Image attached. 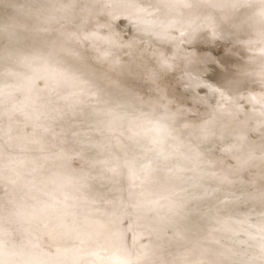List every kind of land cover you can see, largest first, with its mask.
<instances>
[{
	"label": "rangeland",
	"instance_id": "obj_1",
	"mask_svg": "<svg viewBox=\"0 0 264 264\" xmlns=\"http://www.w3.org/2000/svg\"><path fill=\"white\" fill-rule=\"evenodd\" d=\"M25 1L26 0H1V2H0V17H2L4 15H6V16L8 15L6 18L4 17V21H3L4 25L3 26H5L8 29L12 28V24L14 22V17H13L14 15L13 14L11 15L10 12L14 6L21 5V4L25 3ZM30 1H32L31 6L42 7L41 9H39V14L43 16L41 18V20L43 22H46V23L53 22V23H49L51 25H54L57 23H64L62 20V15H64V13H68V12L70 15L73 16L72 17L69 15L70 24H74V23L83 21V19H86L87 17H92V18L96 17V19L93 18L94 21L96 20L94 22V24L98 22L97 24H100V25L95 24L96 25L95 26L93 24L92 27L95 26L96 29L95 28L93 29L91 27L92 29L91 28L90 29L92 31L93 30L94 31L93 32L90 31V35L88 33L89 31L88 32L86 31L87 35H83V34H86V32H85L86 29H85L84 32L81 31L79 33H76L75 36H66V37L64 36V39L59 40V41L63 42L64 45H66L67 47H69V46L70 47H76L77 46L74 49H76L77 51H80V53L82 51H84L85 49L89 50L90 63H91L90 65L92 66V69L94 70V72L100 76H102L104 74H112L115 76V73L110 69L109 66H104V68L102 67L103 69H101V67H100L101 65H99V63L97 62L99 59H101V60L106 59L108 61L118 60L119 62L124 63L125 74L123 75L122 80L125 81L126 85L124 84V86H126V87L125 88L121 87V90H118V89H112L113 87H109V86H106L103 84L105 87L102 90L108 94L115 96V98L117 97V100H119V102L122 104V107H121V105L119 103H114L113 101L112 102L110 101L111 103L109 102V104H110V107H112L111 109L101 108L97 103H95L93 106L91 105V107H90V106H88V104L86 103L85 100H83V99L81 100L78 97V95L75 93V91L68 89V88H63V89H61L60 92H58L56 94L47 93V94H52V96H55V97H52V98L47 97L51 101V102H47V104L51 105V107L50 106L47 107L48 109L43 107L44 108L43 114H46L49 112L48 115L43 116V118H46L49 116H53V118L58 116V118H59V115L57 113H59L63 104L69 102V103H72V105H73L72 106V114H73V116H75V122H74V125L70 131L69 130L65 131V133L67 134L65 137L60 136V135H56V134H52V131L55 129H58L59 124H60V123H57L55 121V118L53 119L54 122H52L53 125L47 124L48 121H46V120L38 122L37 116H39L41 101L37 104L36 109H34L37 112L36 111L32 112L33 109L30 108L29 103L28 104L26 103L27 100H23L22 95L17 91V89L12 91V89L11 88L9 89V87L1 88L0 89V95L2 93H3L2 95L7 94L9 92V96H8L9 98H8L7 102H4L0 106V110H3L2 117L0 119V137H2L4 135V132H5L4 128L7 125V123L10 122L12 118H14V117H12V116H14V113H15L14 112L15 111L14 105H18V107L21 109V117H19L20 119H18L17 120L18 122L15 123V128H14L17 131V137L15 139H13V138L9 139L7 144L3 147V149H5V150L12 149L11 150L12 153H14V152L16 153V151H17V154L18 153L22 154L21 150H24V151L27 150L26 152H29V153H25V156H24V153L22 155L18 154V157H17L18 161L15 160L16 163H14V164H10L9 163L10 160H9L8 165H7V163H6L7 161L5 160L6 166H2L4 168H0L1 175L8 173V171L13 172L16 177H20L22 175H25V173L28 174L30 171L28 169H30L31 167L28 169L24 168V167H19L20 166L19 163L23 160V157L29 156V162L35 163V164H30V166L33 165L32 167H34L35 165H37V163H39V160L37 158V155L31 154L32 151H35L40 147L45 148V149H49L51 151H53L54 149H55L54 151H57V150L59 151V149L61 148L60 144L62 145V143L66 142L68 144V146L63 150L62 155H63L64 160L68 163V165H70V168H72V170H70V168H69V171H67L68 170L67 163L64 164L65 168L63 167L62 169H64V170L66 169L67 173L70 172V173H68L69 179H70V177H72L73 181L79 180V182L74 181V182H76L75 187H74L73 186L74 182L72 181V179H70L73 182L72 185L70 184L72 182L68 181V185L70 184L71 186H73V187H71L73 189V196L70 199H68L67 202H62V194H63L65 187H61L58 190L59 192L57 191L55 193L56 196H54L55 198L54 197L53 198L58 199L59 201L54 200V199L53 200L57 201V203L55 202L56 205H59V203L61 202L60 205L63 207H61L59 205L58 207H56V209H54L53 206L55 204L53 206L51 204H49V206H51V207H46V208L47 209L50 208L49 211H52V210L55 211V210H58L61 208V211L59 210L60 213H58V211L57 212L52 211V213L51 212H49V213H51L52 215L55 214L54 216H57L56 218L62 219L61 220L62 221V227H63L62 232L65 233L64 235L66 237V240L69 239L71 244H77L79 239H80V236H82V234L84 233V230H85V228H84V226H85L84 222L85 221H83L84 219H82L81 215H79V213L76 209L77 206H76V202H75L78 199V196H76V195H79V196L80 195H86L83 193V192H86L85 191L86 189H82L83 192L80 191L81 188H84V186L82 187L80 181H82V184L84 185L83 180L85 179L84 181L87 183L85 185H89L88 183H91L94 180H100V181H102L101 183L103 185L104 184L106 185V182L109 183V186L107 184L108 187H106L105 185L103 186L104 189H106V193H108V194H111L112 190H114V189H117V188L119 189V186H120V189L123 188L122 186H124L125 191L127 189L131 190V189L135 188L134 193H132V191H129V192L126 191L127 194H129V196L125 195V194H124L125 195L124 196L122 194V192H120L124 189H122L120 191L116 190V191H118L117 192L118 194L116 193L115 197L117 199H120L118 197H121L119 202L126 196L128 198H130V196L132 195L131 198L133 199V196L135 194H138V193H136L138 190V187H140V188L142 187V189H139V190H141L140 191L141 195H143V193L146 191L145 190L143 192L144 189H148V188L152 189L149 192L154 193L153 195L157 196V198L155 196V198L153 199L152 194L149 193L154 201H151L152 199L151 200L147 199V201L150 200L152 204H153V202L156 201V199H158V197H159L158 200L161 199L160 200L161 202L160 201L158 202V200L156 202L161 204L162 201L163 202L166 201V200H164V197L162 198V195L164 193L168 194L166 196L170 197L171 194L173 196V193L174 194L176 193V190L178 191V189H181L180 191L182 192V196L180 198H182L181 200H183V202L185 201V199H184L185 197L189 198L187 200L188 207L194 209L195 206H197V207L202 206V210H201V208L200 209H198L197 207L195 208V209L199 210L200 215L198 213V210H196V213H197V214L195 213L196 215L194 213H189V214H194L196 219H197L196 216H198L199 219H197V221L195 220L196 223L194 224L193 220L195 218L192 219V217H191V219H188V217H187V220H189V223H191L190 220H192V224H187V226L188 225H194L195 226L196 224H198L197 222H199L200 220L203 219V218L200 219L201 215H202V217H204V216L207 217V218L204 217V219L202 220L203 222L205 219L209 220L207 214L211 211L208 215H210V218H212V216H213L212 211H217L218 212L217 219H215L212 224L214 225V224L218 223L221 225L222 224L226 225V224L231 223L233 225L234 229H236V230L233 233H231V231L224 233L225 231H223L221 229L220 230L221 232H219V230L215 231L217 233L215 236L211 234V238H213V236L215 238L217 237L216 239H218V240H215V238H214V240L217 241L218 244H220L219 241L223 242V243L224 242L226 243L230 240L236 242L237 244H239L242 247L241 253L244 254L245 257L247 256L246 257L247 259L249 256H251V255L253 256L254 254H256L258 252L260 253L262 251L263 256H261V258H260L261 260H258L259 263L258 262H256V263L257 264H264V258H263L264 257V208L263 209L261 208V206H264V202H263L264 201V181H263L264 170H261L260 168H258V169H260L261 171L257 170L252 165L253 163H255V161L257 162L258 159H261V157H263L262 154H264V74H263L264 68H261V66L259 68H257L258 65H261V63L264 61V53L255 54L256 56L255 55L253 56V55H250L251 50H247V52H248L247 54H249V55L244 53L246 55L245 59H244L245 55L243 54L244 56L242 55V57H241L242 59L240 61L230 62V60H227V62H226L225 60H220L219 58H221L220 56L226 51V48L228 46L227 42H225V40L222 38H217L216 40L212 41L210 46L207 48L208 52L205 53L206 55L201 54L199 56L197 54L198 52H196V51H199V49L201 47L200 43H199L200 41L197 40L198 35L201 34V36H203V35L208 36L211 33L210 32L211 28H210V26L207 25L208 22L205 21L203 23L204 20L203 21L200 20V15H198V14L200 12L202 13V15L204 13L206 14V13L212 12V8H214V7H212L213 6L212 4H214V6H215V4L218 0H216V2H215V0H213L214 3L211 2L212 0H206L207 2L205 0H202V1L201 0H195V1L194 0H189V1L187 0L186 1L187 4H186V6L183 5V8L189 9V3L194 4V2L198 7L197 8L195 4L190 5V7L192 6V8L188 11H186L183 8L177 7V6H179L178 4L181 5L182 3H186L185 0H184V2H183V0L182 1L181 0H178V1L174 0L175 3L177 4L176 7L178 10L176 8L175 9L173 8V7H175V5H173L174 3H171V2H174V1L170 0L171 2L169 1L170 4L169 3L168 4L171 6L173 5L172 7L170 6L173 13L176 12L175 14H177L179 11L184 10L183 13H182V11L180 12V13H182V15L184 14L183 16L178 14V15H180V17L182 16L181 17L182 20H180L182 23L180 21H178L179 20V18L177 17L178 15L176 17L178 18L177 21L180 23H178L176 21V17L173 16L175 14L171 13V9H170L171 16H170V14L169 15L167 14L169 12H166L167 11L166 10L165 11L166 13L164 12V14L170 16L172 18L171 19L172 22L169 21L170 19L168 20V17L166 16V21L168 20L170 23L167 24L168 23V21H167V23H165V25L158 27L156 29L153 28L152 29L153 32L149 31L145 35L146 41H143L140 39L139 40L131 39L132 30L130 27L125 26V23L122 20V18H116L113 21H110L109 17L112 14H114L115 12H116V14H118L117 11H119L116 9L118 7V5H117L115 8V10H117V11H114V9H112L113 12L111 14V8L115 7L116 3H120V4L124 3L125 0H113L114 5L111 3L112 2L111 0H109L110 3H107L108 0H106V1L105 0H98L100 2L103 1L104 6H101L102 8L98 7L101 3L100 2L98 3L97 0H69L67 5L55 4V5L50 6V7H47V4L49 5V3H50L48 0H36V2H35V0H30ZM192 1H194V2H192ZM243 1H245V0L239 1L240 2L239 4L241 6L243 4V6H244L242 8V7H240V5H238V7L240 9L247 8V6H245V5H247L245 3L246 1L245 2H243ZM128 2H129V0H128ZM178 2H180V3H178ZM200 2L203 5H200L199 4ZM97 3H98V5H97ZM150 3H152V2H150ZM150 3H149V5H151ZM208 3H210V4H208ZM38 4H39V6H38ZM107 4H110L113 6H111V8H110V5H107ZM204 4H206V5H204ZM95 5H97V8L102 9L101 10L102 12L99 9H96ZM152 5L153 6L156 5V7H158V5L156 3L154 4V2L152 3ZM108 6H109V8H108ZM205 6H206V8H204ZM150 7L155 8V6L154 7L149 6V8H147L148 13H149ZM179 7H181V6H179ZM194 7H196L199 11L196 12ZM207 7L211 8V10L208 8L210 11H206L205 9H207ZM118 9H120V8L118 7ZM201 9L204 12L201 11ZM109 10H110L109 14H111V15L108 14ZM98 11H100L99 14H98ZM106 11H107V13H106ZM192 11H195L194 16L195 17L197 16L199 19H196L194 16H193L194 19L191 18L193 15ZM187 12L188 13L191 12V15H189L190 13L188 14ZM154 13H152L150 11V14H152V17H149V18H153L156 21L157 18L155 17L156 15ZM106 14H108L109 17H107ZM187 14L190 16V18H187V19H190V20H188V25L190 24L193 27L192 24H194V21H195V23L198 21V23L195 25L198 26L199 24H201L199 26L202 27L203 29L202 28H200V29H202L204 32L202 30L198 29V31H201V33L197 31V33L195 34L194 30H192V29L187 30L186 28H183L184 25L181 26L182 24H186V27H191L190 25L187 26V21L185 20L186 17H188V16H186ZM148 16L144 20L147 19V21H148L149 20ZM173 19H175V23H174ZM191 19L193 20V22L191 21ZM154 20L151 19L149 21L152 22ZM190 21L192 23H189ZM199 21H202V23L206 27L204 25L202 26V23ZM176 23L179 25V27L178 26L173 27V25H175ZM70 24H68L69 27L71 26ZM97 26H100V27L97 28ZM195 28H199V27H195ZM8 29H6V31ZM159 29L161 31L163 29H164V31L166 30L168 33V36H170V37H166V38H171V40L168 39L169 40L168 41L166 39V41L163 42L161 37L157 36V33H159V31H160ZM43 30L46 31V29H43ZM96 30H97V32H96ZM186 30H187V32H185ZM98 31L100 34L98 33ZM191 31H193V32H191ZM28 32H29V25L24 26L23 28H20L17 30L13 41L10 40V42H7V41H5V42L9 43V44H13L15 42H22V41L26 40ZM101 32L104 34H102ZM188 32L190 34H187ZM91 33H92V37H91ZM94 33H96V34L98 33L100 36H94L93 35ZM105 33H109L107 35L109 37L110 36L112 37V38H108L110 40L112 39L111 41L108 42V39H106L107 36ZM167 33H166V35H167ZM233 33H234V31H233ZM39 34L41 36H44L46 33H44V34L39 33ZM191 35L193 36V38L191 37ZM53 37H55V38L59 37L60 38L61 36L58 35V33H55ZM95 37H97V38H95ZM98 37H100V38H98ZM104 38L106 39L105 41L103 40ZM6 39L7 38H5V40ZM93 39H95V40H93ZM194 39L197 41H195ZM218 39H220V40H218ZM102 42H104V43L102 44ZM99 43H100V46H99ZM134 43H135V45H133ZM205 43H207V42H205ZM36 45L38 46V48L45 47L47 45V41L41 42V43L37 42ZM138 47H139V49H137V50H139V51L137 52L134 49H136ZM177 48H181L182 53H179L180 56L178 55V57H175L173 55L178 54ZM115 49H118L119 52L117 50L115 51ZM151 49L153 50V52L155 51V53L148 52V51H152ZM154 49H156V50H154ZM205 49H206V47H205ZM112 50H113V52H112ZM175 50H177V51H175ZM135 51L137 52V54L141 51L140 52L141 55L138 54V55H140L138 57L141 59H142V57H144V60H145V58H147L145 55L149 56L148 57L149 59L145 60V61H148L147 62L148 64L145 61H143V59H142V61H140V62H142V64H141V66L139 64V66H140L142 71L140 70V68H136V67H138L137 63H139L138 62L139 58L137 57V54H135L136 53ZM106 52H108V53H106ZM171 52H173V54ZM174 52L175 53L177 52V53L174 54ZM183 52H185V53H183ZM132 53L136 56V59H135L134 55L132 56ZM169 53H171V55ZM187 54H188V58H187ZM196 54L198 55L197 57L195 56ZM192 55H193V57H191ZM131 56L135 60H138V61H135L133 58H130ZM74 57H76V55H74ZM206 57L207 58L210 57L211 59L209 61L204 62V63L195 62V60H194V59H196V61H197V60H200L201 58L203 59ZM256 58L258 60H254ZM131 59H133L132 60L133 63L128 62V61H131ZM150 59H151V61H150ZM252 59H253V61H252ZM214 60L216 62H218V64ZM219 60L223 61V62H220ZM159 61L163 62L164 64L160 63ZM144 62L146 64H143ZM211 62H213L212 64H213L214 68L212 67ZM159 63L161 65H158ZM190 63H192L191 67H189ZM220 63L221 64L223 63L222 64L223 66ZM226 65H228V66H226ZM204 66L206 68H204ZM217 66L220 68H218ZM222 67L223 68L225 67L223 72H221V73L218 72V70L222 71ZM144 68H146V69H144ZM148 69L149 70L152 69L154 71H152V70L149 71ZM145 70H147V72ZM155 70H157V71H155ZM28 71H29L28 74L31 72L32 73L27 75V77H25L26 80L28 79V76L31 77L30 75H32L34 73L33 68H29ZM143 71H145V72H143ZM148 71H149V73H148ZM252 71H255L256 73L252 72ZM138 72L143 73V74L140 73V76L142 75L141 78L137 77L139 75V74H137ZM147 73H148L149 77L151 76V78H148V76L146 78L145 74H147ZM150 74H152V75H150ZM44 76L43 77L34 76L37 78V82H38L39 86H41V87L44 85V82H45V86H43V87H47L50 85L49 84L50 80L48 79L49 76L48 75H44ZM46 77H47V79L45 80ZM142 77L145 79H143ZM234 77L238 78V83H237V87L235 90L226 91V90H224V88L223 89L218 88L219 83L228 82V80H231V79L234 80L233 79ZM139 78L141 80H139ZM25 79H22L21 82L24 81ZM47 80L49 81V83ZM98 82L100 83L101 81H98ZM41 83H43V85ZM127 85L128 86L130 85V88L128 89V90H130V92L128 91V93H127ZM121 91H123L122 93L125 92L127 94V97H125L126 96L125 93L121 94ZM10 92H12V94ZM118 92H120V94ZM243 92H245L244 93L245 95L243 94ZM57 95H59V96H57ZM119 95L120 96L122 95L125 98H123L122 96H121L122 98H119L120 97ZM92 98H95V96ZM126 98H127V100H126ZM124 100H125V102H124ZM147 101L153 102L154 105H152V107L149 109L150 111H145L144 114H141L142 112H140V111H142V109L145 108V105H146L145 102H147ZM213 106L216 107L217 110H219V107L220 108L223 107V109L221 108L222 110L220 109V111H219L221 113H219V112H218L219 114L216 113L219 116L222 115V117L221 116L216 117L217 115L214 112H217V110ZM13 108H14V110H13ZM28 108L30 109V112H29ZM211 108L214 111H211ZM225 109L229 110L230 113H233V112L237 113L240 111H241V113L237 117V119H229L226 117L228 114V111ZM8 110L10 111L11 114L9 113ZM142 116H144L146 119L145 118L140 119ZM207 116H209V117H207ZM149 118L151 120H148ZM214 118H216V119L218 118V121H222V122L216 123L218 121L217 120L215 121ZM220 118H221V120H220ZM137 119H140V121H142L141 123H144V124L138 125V123H136V127H132L133 120H135V122H136ZM100 120L107 122V124L109 121H110L109 122L110 124L113 123V127L116 126L115 127L116 129L113 128L114 129L113 132H115V134L111 130L112 125H109L108 127H106L107 125L105 123H102L103 121H101V122H99L101 124V126H100V124H99V126L103 128V130L100 128L102 130V132L107 131V130H109L108 128H110L109 131H111V132H109V131H107V132H109L111 135L113 134V136H111L109 134L111 136V139L109 140L108 138L110 136L109 135L107 136V133L104 134V132L103 133L100 132L101 130L97 127L100 131L99 130L96 131L97 130V128H96L95 131H93L92 133H89L90 135L89 134L88 135L92 137L93 136L92 134L94 132H96L99 136L94 133L93 137H96V136L100 137V134L102 133L101 134L102 138H100V140H102V139H105V140L100 141V140H98L99 138L98 139L94 138L95 140H93V137H92V139L90 138L91 139L90 141L93 140L94 142L92 141V143H94L95 145L99 144L98 147H100V143L104 144L105 143L104 141H106L105 144L107 145V147H109V150H111V152L108 151L107 147L103 148V146H102L103 144H101L100 149L99 148L97 149V147H96L97 152H95L96 150L92 151L93 148H91V149L88 148L86 150L87 151L91 150V153L93 152V154H92L93 157L94 156L98 157L97 158L98 160H96V158H95L96 162H98L99 160H102V161L103 160L104 161L105 160H107V161L112 160V161H111V163L108 161L109 165L107 163H105L106 161L104 162L105 164H102L103 162L101 161L102 162L101 163L99 161L98 164L95 165V166H99L100 165L99 163L102 164V165H100V167L101 166L104 167V170L101 171L102 173L100 172L99 169H97L98 167H95L94 165H90L91 168H88L89 164H87V162H86L85 164H86V166H88L87 169H92L95 167V170L93 169L94 171L93 170L87 171L86 174H88V175H86V177L89 176V173H90V175L92 174L91 171L92 172L97 171L98 173L100 172L99 174H103V171L106 170V172H108L107 169H109L110 173H104L105 174L104 176H101V175L97 176V177H99L98 179H96V177H95L96 175H94L95 173H93L92 174V175H94V176H92V178L94 177L93 179L90 176L89 178H91V180L89 178H88L89 179L88 180L86 177L83 178V180H80L79 177H81V178L84 177L80 173L84 167H82V169L80 168V171H79V169L76 170L75 167H78L80 165V162L76 159L79 156L78 153L79 154L81 153V150H82V152H84L85 149L83 148L84 147L83 145L84 144L86 145L88 143L86 141V139L84 138V135H85L86 131H88V130L90 131L89 128H92L91 125H94V124H91V122L92 123L95 122V124L98 125L97 122ZM204 120H209L208 124L206 126L204 125L203 127H199L198 123H200ZM33 124H35L34 129H32V128H31L32 130L29 129L31 131V133L27 134V131L25 129H23V127L26 125H29L27 127L30 128V127H32ZM102 124L105 125V128L103 127L104 125L102 126ZM46 125H51V128L53 130H46L45 129ZM146 125H147V128L145 129ZM106 128H107V130H106ZM142 128H144V129H142ZM235 128H236V130H235ZM98 132H100V133H98ZM190 133L193 134V135H190V136H192L191 138L189 136H187ZM227 133H228V135H227ZM103 134H104V136H102ZM231 135H232V137H231ZM24 136L27 137V143L25 144V146L18 147V150H19V152H18V150H15L16 148H13V147H15L13 145H14V143H16L19 146V144L16 142L17 138H23ZM80 136L83 138H81ZM148 137H152L151 138L152 140L150 141V138L148 139ZM46 138H47V140H46ZM106 138L109 141H107ZM82 139H83V142H82ZM121 139H123V145L124 146L127 145L130 148V150H127V152H124V153H119V154H117L118 156L116 154L112 155V153L114 151L119 150L123 146L122 144L118 145V143L120 142ZM84 140L87 143L86 142L84 143ZM96 140H98V142H100V143H95V142H97ZM152 141H154V142H152ZM78 142H81L84 144L80 143V145H79ZM192 142L193 143H195V142L202 143L201 144V146H202L201 158L203 159V157H204V159H203L204 162L206 161V157L212 156L215 153H218L220 155L224 154V155L220 160L216 161L217 162L216 164L214 161V163H212L214 165H212L211 167L209 166L207 169H205L203 171L205 174H207L206 179L200 180L198 177H195L196 172H189V173L185 174L186 172L183 170L184 167L181 170H180V168L179 169L176 168L180 171L183 170L185 173H181V174L175 176L174 177V183L171 186H170V184L162 185L163 188H164V186L167 188H165L166 191H164V189L162 188V190L164 192L161 191V193L162 192L163 193H162V195H160L159 189H161V188H159V186H157V184H155L153 182V179H152L154 172L156 170L158 171L161 169L160 164L164 165L167 163L168 166L165 165L166 169L168 170L167 167H169V170L172 169L171 171L173 173L175 168L173 169L170 164H174L173 162H175V161H176V163H179L180 161H184V159L182 160V158H184L186 155L189 158V155L192 154L190 156V158L192 160H190V159H188V160L193 162L192 157H193V153H194L193 152L194 148H193ZM107 143H109V144H107ZM120 143H122V142H120ZM149 143L154 144V145H149ZM17 145H16V147H17ZM51 145H52V147H51ZM77 145L82 147V148L78 149ZM170 145L172 146L171 148L169 147ZM53 146H54V149H52ZM55 146H57V148ZM87 146L89 147L90 145L87 144ZM22 147H24V148L22 149ZM230 147L235 148L237 151H242V152H243V149L244 150L249 149L248 151H250L252 153L251 160H250L251 163L247 164V161H246V162H242L240 164L239 163L235 164L233 167V170H232V174L233 173H236V174H234L233 178L231 177V179L229 181H227L226 183H222V180L220 179L222 172L227 169L228 165H232L234 163L233 159H235V157L232 156V154L227 155L229 153L228 148H230ZM101 148H103V150H101ZM29 149H31V150H29ZM105 149H107V150H105ZM174 149L176 151H174ZM104 150L110 153V158L108 157L109 155L106 156L107 154L96 156V155L101 153L100 151L104 152ZM143 151L145 153H143ZM160 151H161V153H160ZM134 152L135 153L137 152V154H135ZM32 153H35V152H32ZM94 153H95V155H94ZM129 153H131L133 155H131ZM138 153H140V154H138ZM115 155H116V157H115ZM138 155L140 157H142V159H140L138 157ZM220 155H218V157ZM87 156H88V154H87ZM100 156L101 157L103 156L105 158L107 157L108 159L101 158ZM153 156H155V157H153ZM159 156H161V158ZM187 156L185 157L184 162L187 164L186 166L188 167L189 164L192 165L195 162H193L191 164V162L186 159ZM93 157L92 156L89 157L91 160L90 162L91 163L94 162L96 164L95 161H92ZM131 157H133V158H131ZM119 158H121V159H119ZM122 158L124 159V161L125 160L126 161L122 162L123 161ZM136 158H137V160H136ZM171 158H172V161H171ZM202 159H200V161ZM118 160H120L121 162ZM164 160L166 161V163H164ZM195 160H196V157H195L194 161ZM35 161H37V162H35ZM186 161L189 162V164ZM88 162H89V160H88ZM11 163H13V162H11ZM119 163H123V164H119ZM139 163L141 164L142 167H140ZM147 163L150 164L151 166H153L155 168V170L153 173L146 174L147 177H146V175H144V177H142V174H144L142 172H143V170H146ZM124 164H126V165H124ZM143 164H144V166H143ZM195 164L193 165V167L195 166ZM110 165H111V167H110ZM121 165H123V166H121ZM138 165H139L140 169H139ZM183 165H184V163L181 164V166H183ZM83 166H85V165H83ZM112 166L114 168H117V169L113 168V170H112ZM125 166H127V167H125ZM165 166H163V167H165ZM106 167H107V169H106ZM123 167H124V169H123ZM134 167H135V169H133ZM163 167H162V170L167 172V170L163 169ZM191 167L192 166H190V168ZM136 168L138 169V171L136 170ZM195 168H197V166ZM11 169H14L15 171L11 170ZM100 169H103V168H100ZM176 169H175V172L177 171ZM64 170H62L63 173L65 172ZM123 170H125V171H123ZM128 170H129V172H128ZM162 170H160L162 172L161 174H163V173L165 174V172ZM169 170H168V172H170ZM38 171H39L38 169L33 170L32 176H34V174L36 175L37 173L38 174L42 173V171H41V173ZM44 171H49V170L48 169L46 170L44 168ZM112 171H116V173L112 172ZM194 171H196V169ZM82 172H83L82 174L84 175V173L86 171H82ZM97 172H96V174H97ZM237 172H240V173H237ZM70 174H72L73 176L72 175L70 176ZM99 174H97V175H99ZM148 176H152V177H148ZM255 176L259 177V178L258 179L252 178ZM102 177L104 178L103 180H101ZM260 177H262V178H260ZM106 178H109V179H106ZM105 179L108 181H106ZM35 180L36 179H34V181L32 182L31 185H33L34 182L37 181V180L36 181ZM123 180L127 181L128 183H126V182L124 183ZM252 180H255V181H252ZM248 181H250V182H248ZM257 181H258V183H256ZM259 181L262 183H260ZM110 183H112V184L110 185ZM251 183L253 185H250ZM77 184H78V186H77ZM130 184H133V185L130 186ZM126 185H127V187L128 186H130V187L127 188ZM212 186H214V187H212ZM7 187H8V185L6 184V181L3 179H0V195H1L0 200L2 201V202L0 201L1 202L0 205L2 203H3V205H4V203H5V205L11 204L12 199H11V201H9L10 200L9 198L11 197V195L13 198L14 195L10 193L11 194V195H9L10 197H8V199H6L7 195H4V194H6ZM139 190H138V192H139ZM153 191H155V192H153ZM167 191L168 192L172 191V192L166 193ZM180 191H178V193ZM244 191L246 194L244 193ZM75 192H76V194H75ZM146 192H145L146 194H144V197L149 198L150 196L148 197V191H146ZM8 193L9 192L7 191V194ZM77 193H79V194H77ZM86 193L88 194V191ZM156 193H158V195ZM2 195H4V196H2ZM139 195L140 194H138L136 196H139ZM141 195H140V198H138L139 201L146 200V199H142L143 197H141ZM179 195L177 194V196H179ZM166 196H165V198H166ZM172 196H171V198H172ZM2 197H4V198L2 199ZM33 198L35 199L36 197L34 195L29 197L30 200H32ZM128 198H124V199H127L126 200V201H128L127 203L125 201H123L124 199L122 200L125 203H123L124 208L121 207V210L122 209L125 210V208H126L125 205L132 206V205L128 204L131 202V200ZM134 198L136 199L137 197L134 196ZM168 198H166V199H168ZM4 199H6L7 201L4 202ZM135 199H133L134 202L132 201L131 204L136 203L135 204L136 206H138L139 203L143 204V201L139 202L136 199L138 201V204H137V202H135L136 201ZM15 200H16V198H13V202ZM30 200H28V201H30ZM103 200H105V199H103ZM129 200H130V202H129ZM99 201H101V200H95L94 203L96 205H99L101 203ZM147 201H146V203L143 204V205L149 204V205L145 206V208L147 207V209L142 208V209H144L142 212L141 207H143V205L141 204L142 206L139 205L140 210H141L142 215L146 216L144 214V211L147 213L146 210L150 209L147 216H149V218L153 219V220H148L147 216L146 217L142 216V217L145 220L147 219L148 221H151V223H155V221H154L155 217L153 215H155V213H158L157 211H160V208H158V205L160 207V204L157 203V205H155L156 204V202H155L151 206L154 207V205H155V207L157 206V208L153 209V207L150 206V201H149V203H147ZM205 203H208V204H205ZM260 203H263V205L262 204L260 205ZM120 204H122V203H120ZM134 204H133V206H135ZM199 204L200 205L202 204V205L199 206ZM203 204H205V206L212 204V206L211 205L209 206L211 209L209 207L205 208ZM3 205H1L0 207L3 208ZM8 205H7V207H8ZM10 206L11 205H9V209H10ZM129 206H127L128 209L130 208ZM148 206H150V207L148 208ZM4 207H6V206H4ZM135 207H131V208L133 209ZM111 208L112 207H110L109 210L107 209V212L110 211ZM204 208H205V210L210 209L208 211V213L206 211L207 214L204 213L205 211L202 212ZM132 209L129 210V212L126 209V212H128V214H130L131 211H134L133 213L137 212L136 218H137V216H139L137 218V220L139 218L141 219L142 217H140V215H138L140 212L135 211L134 209L132 210ZM137 209H139V208L137 207ZM151 209H152V211H151ZM193 209H191V210H193ZM1 210L3 211V209H1ZM1 210H0V213H2ZM5 210L6 209L4 208L3 212L8 211V209L6 211ZM111 210L116 211L118 215L121 214V212L122 213L124 212V211L120 210V207L117 208L116 210L115 209H111ZM117 210H120V211H117ZM112 211H110V212L112 213ZM110 212H108V213H110ZM194 212H195V210H194ZM114 213L109 214V215H112V217L110 216L111 219H113V216H114L113 222H115V223L118 222L117 220L119 219L118 217L120 216L119 220L124 221V223H125L126 219H121L122 215H119V216L116 215L115 216ZM125 213H123L124 216H125ZM133 213L130 215V217H129V215L126 214L127 217H125V218H129V219L133 218L132 217V216H134ZM152 213H154V214H152ZM64 215H65V217H62ZM165 215H167V216H165L162 219V222H160L158 224V226H160V229L157 227L156 223H155L156 226L152 227V225H154V224H151L150 222H148L149 224H147L146 223L147 221H145V220H143V224L145 222L147 224V225L146 224L145 225L148 228H145V225L144 226L139 225L140 223H137L138 225H136L134 223L135 220H133V219H135V216L132 219L134 222L131 220L132 221L131 223L135 224V226H138L137 228H135V229H138V231H141V232L143 231L145 234H146L145 231L150 232V235H151V236L149 235L150 238L153 237L151 233L157 232V230H155L154 227H156L160 231H163V230H161V228L167 230L168 232L167 231H166L167 233L164 232V235L167 234L168 239H167L166 235H165V237L164 236L161 237V235H163V234L160 231H159L160 233H156L157 235L160 234L158 236L160 238H157V236H155V237L157 239H160V240L161 239H163V240L167 239V242H168V240H169L168 234H169L170 229H169V225L166 223H168L169 220H167L168 222L166 220L165 221H163V220L165 218L167 219L169 214H165ZM189 216H191V215H189ZM115 217H117V220H115ZM151 217H153V218H151ZM161 218H162V216H161ZM129 219H128V221L126 220L124 228L127 226V222L130 224ZM168 219H170V218L168 217ZM141 221H142V219H141ZM202 221H201V223H202ZM138 222H140V221H138ZM118 223H116V224L119 225ZM40 224H44V227L47 228V225H45V222H41ZM133 224L127 226V229H128V227L132 226L131 227L132 230L130 228L128 229V230H131V232L133 231V229L135 227V226H133ZM160 224L163 226L161 227ZM165 224H166V226H168V227H166L167 229L164 227ZM199 224H200V222H199ZM148 225H150V226H148ZM41 226L43 227V225H41ZM119 226H117L116 228H118L119 230L121 228H123L122 225L120 228H119ZM139 226L140 227L143 226L146 230L143 228H140ZM194 226H192L191 228L189 227V229L194 228ZM151 228H153L152 232L147 230V229H151ZM212 228L210 229L211 231H212ZM38 229H39V231H37V228H36V232H35L36 235H39L38 237L35 236L37 238L42 237V235H43V234H41V231L43 229L42 228L40 229L39 225H38ZM46 230L47 229H45L43 231L45 232ZM214 230L215 229H213V231ZM135 231L136 230H134V232H132V235L134 233V236L136 238H138L137 237V236H139L138 234L143 235L141 238L137 239L139 241H141V240L143 241L144 239H142V238L145 237L144 236L145 234L143 232L138 233V231H136L137 233H135ZM170 231L172 232V230H170ZM205 231H204V235L200 233V236L201 235H202L201 237L204 236V239L206 237L205 233H207ZM148 232H147V236H148ZM171 232H170V234H172ZM208 232H209V229H208ZM215 232H214V234H215ZM132 235H130V236H132ZM172 235L174 236L175 233ZM172 235H170L171 240L173 238ZM188 235H186L188 241L184 240V239L183 240H184V245L188 242L187 245L189 246V245H192L190 243L192 241H190V238H188ZM206 235L207 236L210 235V232L207 233ZM147 236L145 238H149ZM192 236H195V235L193 234ZM198 236H199V233H198ZM109 237L107 236V238L110 239V242L107 238H105V239H107L106 240L107 248H109L110 243L112 244L114 241L113 238H111V237L109 238ZM155 237H154V239H156ZM175 237L173 238V240L175 239ZM201 237L199 238V237L195 236V240H193V239H191V240H193V242L194 241L197 242L196 239L197 240L200 239L204 243L203 238H201ZM132 239H133V236H132ZM137 240L136 241L132 240V241L137 242V244H138L139 241H137ZM145 240L148 242L150 241V239H148V240L145 239ZM152 240H153V238L151 239V241ZM37 242L38 241H36V243ZM129 242H130V238H129ZM133 242H130L129 244H131ZM217 242H215V243H217ZM152 243L153 242H151L150 244H152ZM197 243L199 244L200 241H198ZM223 243H221V244L223 245ZM133 244L135 245L136 243H133ZM168 244H170V241ZM187 245H185V246L187 247ZM201 245H203V244H201ZM210 245L211 244H209V246ZM224 245H227V243ZM60 246H62V245L60 244ZM207 246L208 245L206 244V247L204 246L205 248H203V249L204 250L207 249L208 248ZM215 246H216L215 248H217V249L220 247L219 250H221V248L223 249V246L222 247L219 245H215ZM131 247H133V246H131ZM134 248L136 249V248H138V246L136 247V245H135ZM134 248L133 249L131 248V250H134L135 254L132 251H131V254H134L133 255L134 257L137 255L136 258L139 260L140 256H142V255L139 256V252H141V251L139 249L135 250ZM172 248H169V249H172ZM211 248L213 250L210 249V247H209L210 250L209 249H207V250L215 252V250H214L215 248L214 247H211ZM187 249L189 251V248H187ZM30 250L32 251L31 252L32 256H35L34 260L33 261H32V259L30 260V258H32V257H29L28 259H26V261L18 260L17 262L19 264H51V263L52 264H54V263L67 264L68 257L66 254L54 255L53 252L52 253L46 252V253L39 254L40 249L37 245L32 247ZM173 250H172V252L170 250H167V252L165 254H163L165 260L167 257V260L169 258H171V261H172V259L175 256L174 254L176 253V248H174ZM207 250H206V252H207ZM136 251H138V252H136ZM185 251L188 252L187 250H185ZM216 252L218 253L217 250H216ZM219 252H221V251H219ZM217 253H214V254L206 253L205 259L208 258L207 259L209 261L208 264H213L214 261L217 263L219 262L217 259L214 260V258L217 256ZM184 254H187V253H184ZM208 254L214 255L215 257L212 256V258H211V255H210V257L207 256ZM219 255H220V253L218 254V256ZM183 256H185V255H183ZM241 256L240 257L242 258V262L245 261V262L249 263L247 260L243 259V255H241ZM252 256L250 257V259H253ZM185 257H186L185 261H187L186 260L187 256H185ZM143 258H144L143 260H145V261H143L145 264H146V261H148L150 259V258L146 259L145 257H143ZM254 258H257V257H254ZM237 259H240V258H237ZM257 259H256V261H257ZM253 260H255V259H253ZM168 261H170V260H168ZM176 261H173V263L180 264V262H181L180 260H176ZM178 261H179V263H178ZM250 261H252V260H250ZM195 262L196 263L199 262V264H201V263L203 264V261L201 263L198 260L193 261V263H195ZM230 262H233L232 264H234V260L229 261V263ZM236 262H238V263L240 262L239 264L242 263L241 260H239V261L237 260V261H235V263ZM138 263L142 264L139 261H138ZM247 263H245V264H247ZM169 264H170V262H169ZM218 264H221V263H218Z\"/></svg>",
	"mask_w": 264,
	"mask_h": 264
},
{
	"label": "bare ground",
	"instance_id": "obj_2",
	"mask_svg": "<svg viewBox=\"0 0 264 264\" xmlns=\"http://www.w3.org/2000/svg\"><path fill=\"white\" fill-rule=\"evenodd\" d=\"M48 1L50 3H49V5L47 4V7L53 6L55 4L67 5V3L69 2V0H48ZM111 1H112L111 3L114 5L113 0H111ZM169 1L170 0H129V2H128V0H125L124 3H121L122 5L120 3H116L115 7H113V8H111V6H113V5L107 4V5H110L111 14L113 12L112 9H114V11H117V10H119V11H117L118 14H116V12H115L114 14L111 15V14H109L110 13V10H109L108 14L111 15V16L109 17L108 14H106V15H107V17H109L110 21H113L116 18H122V20L125 23V26L126 27H130L131 30H132L131 39H137V40L140 39V40L146 41L145 40V35L149 31H152L153 28L156 29L158 27H161V26L165 25V23H167V21L169 19H170L169 21H171V19H172L170 17L171 16V14H170V9H171L170 6L171 5H169L170 4ZM186 1L187 0H185V2ZM194 1H192V2H194ZM239 1L240 0H218L216 2V0H215L216 4H215V6H214V4H212L213 5L212 7H214V8H212V12H209V13H206V14L204 13L203 15H202L201 12L198 14V15H200V20H202V21L204 20L203 23L205 21L208 22L207 25L210 26V28H211V31H210L211 33L210 34L208 33L209 34L208 36H205L203 34H202L203 36H201V34L198 35L197 40L200 41L199 43H200L201 47H200L199 51H196V52H198L197 54L199 56L201 54L206 55L205 53L208 52L207 48L210 46L212 41L216 40L217 38H222V39L225 40V42H227L228 46L226 48V51L220 56L222 59L219 58L220 60H225L226 62H227V60H230V62L240 61L242 59L241 58L242 55L244 53H246V54L248 53L247 50H251L250 55H253V56L255 54L264 53V0H257V1L256 0H245L246 2L245 1H243V2H245L247 4V5H245V6H247V8H244V9H240L238 7V5H240ZM0 2H1V0H0ZM35 2H36V0H35ZM99 2L100 1H98V3ZM150 2H152V3L154 2V4L156 3L158 5V7H156V5H154L155 8H151L150 7L149 13H148L147 8H149V6L154 7L152 5V3H150ZM180 2H178V3H180ZM183 2H184V0H183ZM211 2L214 3L213 0ZM98 3H97V5H98ZM100 3L101 4L98 7L102 8L101 6H104L103 5L104 3H103V1H101ZM107 3H110V1L108 0ZM149 3L151 5H149ZM171 3H174L173 4V5H175V7H173L174 9L175 8L177 9V7L178 8H183V5L186 6V4H187V2L186 3H182L181 5L178 4L181 7H179V6L176 7L177 4L175 3V1L171 2ZM210 3H208V4H210ZM31 4H32V1L26 0L25 3H23L21 5H16V6H14L12 8L10 13H11V15L12 14L14 15L13 16L14 17V22H13V24L11 23L12 24V28L11 29H8L5 26H3L4 25L3 24L4 17L6 18L8 15L7 16L4 15V16L0 17V22H1L0 23V89L3 88V87H5V88L9 87V89L11 88L12 91L17 89V91L22 95L23 100H27L26 103L27 104L29 103L30 108L33 109L32 112L36 111L34 109H36L37 104L41 101L39 116H37L38 117V122L46 120V121H48L47 124L53 125L52 122H54L53 119L55 118V121L57 123H60L58 129L53 130L51 128V125H46L45 129L46 130H53L52 134L60 135V136H63V137H65L67 135L65 133V131H68V130L70 131L72 129L73 125H74V122H75V116H73V114H72V106H73L72 103L67 102V103L62 105L59 113H57L59 115V118H58V116H56L57 118L56 117L53 118V116H49V117L43 118V116H46L49 113L48 112L46 114H43V111H44L43 107H45V108H47L49 106L51 107V105L47 104V102H51L50 99H48L47 97H50V98L55 97V96H52V94H56V93L60 92L61 89L68 88V89H71V90L75 91V93L78 95V97L81 100L82 99L85 100L86 103L88 104V106H90V107H91V105L93 106L95 103H97L101 108L111 109L112 107H110V104H109L110 101L111 102L113 101L114 103H119L121 105V107H122V104L119 102V100H117V97L115 98V96L104 92L102 89L105 87L104 85L109 86V87H113L112 89H118V90H121V87H124V88L126 87V86H124L125 81L122 80V77L125 74V65H124V63L119 62L118 60L108 61L106 59H103V60L99 59L97 62L99 63V65H101L100 66L101 69H103L104 66H109L110 69L115 73V76L112 75V74H104V75L100 76V75H98V74H96L94 72V70L92 69V66L90 65L91 63H90L89 50L85 49L84 51H82L80 53V51H77L76 49H74L77 46L76 47H70V46L67 47L66 45H64L63 42L59 41V40L64 39V36L65 37L66 36H75L76 33H79L81 31L84 32L85 29H86L85 32L89 31L88 33L90 35V31H92L91 29L92 28L96 29L95 26L96 25H100V24H97L98 22L95 23L96 25L94 24V22L96 20L94 21L93 18L96 19V17H93V18L92 17H87V18L85 17L86 19H83V21H80V22H77V23H74V24H70V17H69L70 14L68 12V13H64V15H62V20H63L64 23H57V24L51 25L49 23H53V22L46 23V22H43L41 20V18L43 16L39 14V9H41L42 7H34V6H31ZM194 4H195V2H194ZM194 4L189 3V9L188 8H183V9L188 11V10H190L192 8V6L190 7V5H194ZM199 4L203 5L201 2ZM97 5H95V8L99 9L101 11L102 9L97 8ZM117 5H118V7L120 9H118V7L116 8ZM204 5H206V4H204ZM38 6H39V4H38ZM196 7H197V5H196ZM196 7H194V9L197 12L199 10L197 9L198 7L197 8ZM240 7L243 8L244 7L243 4H242V6L240 5ZM108 8H109V6H108ZM115 8L117 10H115ZM204 8H206V6ZM208 8L209 7H207V9ZM207 9H205V10L206 11H210L211 10V8H209L210 10L209 9L207 10ZM100 11H98V14H99ZM107 11H106V13H107ZM150 11L152 13L155 12L154 14L156 16L154 14L153 15L157 18L156 21L153 18H149V17H152V14H150ZM165 11L169 12L167 14L168 15L170 14V16L165 15L164 14ZM181 11H179L177 14H175L176 12L173 13V11L171 9V13L175 14V15H173L175 17L178 14L182 15L184 10L182 11V13H180ZM201 11H203V10L201 9ZM194 12L195 11H192V13H193V15L191 17L192 19H194L193 18L194 14H195ZM189 13L188 14L191 15V12H189ZM188 14L186 15L188 17H186V19H185L187 21V26L190 25V24L188 25V20H190V19H187V18H190V16ZM180 15L177 16L179 18V20L176 17V21L177 20L178 21L182 20L181 17L184 14L181 17H180ZM70 16H72V15H70ZM147 16H148L149 20L152 19L154 21L151 22L149 20L147 21V19L144 20L145 18H147ZM166 16L168 17L167 21H166ZM195 18L199 19L197 16ZM192 19H191V21L193 22ZM169 21H168L167 24L170 23ZM173 21L175 23V19H173ZM191 21L189 23H192ZM202 21H199V22L202 23ZM180 22H178V23H180ZM197 23H198V21L196 23L194 21V24H192L193 27L191 25H190L191 27H186V24H182L181 26L184 25L183 28H186L187 30L188 29L194 30L195 34H196L198 29L202 28V27L199 26L201 24H199L198 26L195 25ZM203 23H202V26L204 25ZM68 24H70L71 26L69 27ZM93 24L95 25L94 27H92ZM27 25H29V32L27 34L26 40H24L22 42H15L13 44H9V43L5 42V41L10 42V40L13 41L17 30L20 29V28H23L24 26H27ZM174 26H178L179 27V25L177 23L175 25H173V27ZM99 27L100 26H97V28H99ZM195 27H199V28H195ZM6 29H8V30L6 31ZM43 29H46V31L43 30ZM202 29H200V30H202ZM187 30L185 32H187ZM233 31H234L235 34L233 33ZM87 32H86V34H83V35H87ZM96 32H97V30H96ZM189 32L187 34H190ZM191 32H193V31H191ZM198 32L201 33V31H198ZM39 33H41V34L46 33V34L44 36H41ZM55 33H58V35H60L61 37L60 38L59 37L58 38L53 37ZM98 33H99V31H98ZM166 33H167V31L166 30L164 31V29H163L162 31L160 30L159 33H157V36H160L161 39L163 40V42H165L166 39L167 40L168 39L171 40V38H166V37H170V36H168V33H167V35H166ZM95 34L96 33H94L93 35L94 36H100L99 35L100 33L98 35L97 34L95 35ZM102 34H104V33H102ZM105 34L107 36V37L105 36L106 39L112 38L111 36L109 37L107 35L109 33H105ZM91 37H92V33H91ZM191 37L193 38L192 35H191ZM5 38H7V39L5 40ZM95 38H97V37H95ZM98 38H100V37H98ZM106 39L104 38L103 40L105 41ZM93 40H95V39H93ZM111 40L108 39V42L111 41ZM197 40H195V41H197ZM218 40H220V39H218ZM45 41H47V45L45 47L38 48V46L36 45L37 42L41 43V42H45ZM205 42H207V43H205ZM103 43L104 42H102V44ZM133 45H135V43ZM99 46H100V43H99ZM205 47H206V49H205ZM137 49H139V47L134 49V50H136L138 52L139 50H137ZM116 50L118 51V49H115V51ZM154 50H156V49H154ZM177 50H178V54L177 55H173L175 57H178L179 53H182L181 52V48H177ZM177 50H175V51H177ZM112 52H113V50H112ZM137 52L135 54H137ZM140 52L138 54H140ZM148 52H153V50L152 51H148ZM106 53H108V52H106ZM133 53H132V56L134 55ZM153 53H155V51ZM171 53L173 54V52H171ZM171 53H169V54L171 55ZM176 53L174 52V54H176ZM183 53H185V52H183ZM138 54H137V57L141 55V54L140 55H138ZM197 54L195 55L196 57L198 56ZM74 55H76V57H74ZM193 55L191 57H193ZM247 55H249V54H247ZM132 56L130 58H133ZM145 56L147 57V58H145V60L149 59L148 58L149 56H147V55H145ZM134 57L136 59L135 55H134ZM245 57H246V55L244 56V59H245ZM187 58H188V54H187ZM133 59H131V61H128V60L127 61L130 62V63L131 62L133 63V61H132ZM140 59L141 58H139V61L135 60V61L139 62V63H137L138 67H136V68H140V66L142 64V62H140V61H142V59H143V61H145L144 57H142L141 60ZM210 59H211L210 57H208V58L206 57V58H203V59L201 58L200 60H197V61H196V59H194V60H195V62L204 63L206 61H209ZM254 60H258V59L256 58ZM150 61H151V59H150ZM252 61H253V59H252ZM145 62L147 63L148 61H145ZM145 62L143 64H146ZM213 62H211V64ZM220 62H223V61H220ZM160 63H163V62H160ZM160 63L158 65H161ZM216 63L218 64V62H216ZM139 64H140V66H139ZM191 66H192V63L189 64V67H191ZM226 66H228V65H226ZM260 66H261V68H264V61L261 63V65H258L257 68H259ZM212 67H213V64H212ZM29 68H33V72L34 73L32 75H30L31 77L28 76V79L26 80L25 77H27V75L32 73L31 72L32 70H31L30 71L31 73L28 74ZM204 68H206V67L204 66ZM218 68H220V67H218ZM224 68L222 67V71L218 70V72H220V73L223 72ZM144 69H146V68H144ZM140 70H141V68H140ZM151 70H149V71H151ZM145 71L147 72V70H145ZM145 71H143V72H145ZM149 71H148V73H149ZM152 71H154V70H152ZM155 71H157V70H155ZM252 72H255V71H252ZM140 73H142V72H140ZM140 73L139 72L137 73V74H139L137 77L141 78L142 75L140 76ZM148 73L145 74L146 78L148 76ZM44 75H48L49 76L48 79L50 80V83H49L48 80L47 81H48V83L50 85L47 86V87H43V86H45V82H44V85H43V83H41L43 85L42 87L39 86V84L37 82V78L36 77H43ZM150 75H152V74H150ZM34 76H36V77H34ZM140 78H139V80H141ZM148 78H151V76L150 77L148 76ZM22 79H25V80L21 82ZM46 79H47V77L45 78V80ZM143 79H145V78H143ZM233 79L234 80L231 79L232 81L228 80V82L219 83L218 84V88H221V89L224 88V90H226V91L235 90L236 87H237L238 78L234 77ZM98 81H101V82L99 83ZM129 88H130V85L129 86L127 85V93H128V91L130 92V90H128ZM122 92L123 91H121V94L125 93V92L124 93H122ZM10 93L12 94V92H10ZM47 93H52V94H47ZM118 93L120 94V92H118ZM244 93L245 92H243V94ZM2 94L0 95V106L4 102H7L8 98H9L8 97L9 96V92L7 94H4V95H2ZM125 95H126L125 97H127L126 93H125ZM57 96H59V95H57ZM94 96H95V98H92ZM121 96L119 98H122V97L125 98L124 96H122V97ZM126 100H127V98H126ZM124 102H125V100H124ZM145 104H146L145 108H143V109L141 108L142 109V111H140V112H142L141 114H144L145 111H150L149 109L152 107V105H154L153 102H151V101H147V102H145ZM14 108H15V111H14L15 113H14V116H12L14 118H12L11 121L7 123V125L4 128V130H5L4 135L2 137H0V168H4L2 166H6L5 160L7 161L6 162L7 165H8L9 160H10V162H9L10 164L16 163L15 160L18 161L17 157H18V154H20V153L17 154V151H16V153L15 152L12 153V151H11L12 149H9V150L3 149V147L7 144L9 139H12V138L15 139L17 137V131L14 128H15V123H17L18 122L17 120L20 119L19 117H21V109L18 107V105H14ZM14 108H13V110H14ZM214 108L216 109V107H214ZM221 108L223 109V107H221ZM221 108L219 107V110L216 109L217 112H214V113L215 114L218 113ZM225 110H227V109H225ZM211 111H214V110L211 108ZM227 111H228V114H227L226 117L229 118V119H237V117L241 113V111L237 112V113L236 112L230 113L229 110H227ZM2 112H3V110H0V119L2 117ZM29 112H30V109H29ZM9 113H10V111H9ZM219 113H221V112H219ZM218 114H216L217 115L216 117H220V116L222 117V115L219 116ZM207 117H209V116H207ZM144 118L145 117L142 116L140 119H144ZM140 119H137L136 122H135V120H133L132 127H136V123H138V125L144 124V123H141L142 121H140ZM214 119H215V121L216 120L218 121V118L217 119L214 118ZM148 120H151V119L149 118ZM220 120H221V118H220ZM101 121H103V120H100V121L97 122L98 125H96L95 122L94 123L91 122V124H94V125H91L92 128H89L90 131L88 130V131L85 132L84 138L86 139V141L88 143L85 140H84V143L86 142L87 144H89L90 145L89 147L87 146V144L85 145L84 143L78 142L79 145H80V143L84 144L83 148L85 149L84 152H82V150H81V153L80 154L78 153L79 156L76 159V160H78L80 162V165L78 167H75V169L76 170L79 169V171H80V168L82 169V167H84L82 171H86L84 173V175L82 174L83 173L82 171L80 172L81 175L84 176L82 178L79 177L80 180H83V178H85L86 175H88V174H86L87 171H90V170H93V169L95 170V167H98L97 169H99L100 172H101L102 170H104V167H102V166L100 167V165L105 164V163L108 164L109 162L111 163V161H112V160H110V161L108 160L109 161L108 162L107 160H105L106 161L105 162L104 160L103 161L99 160L100 162L102 161L103 163L101 162L102 164L99 163L100 164L99 166H95L99 162V161L98 162L95 161V158H96V160H98L97 159L98 157H95V156L93 157V155H92L93 152L91 153V150H90L91 148H93L94 150L92 149V151H95L96 147H97V149L98 148L100 149L101 144H103V143L98 142V140H100V138H102L101 134L104 132V134L107 133V136H108L110 134L109 132H111V131H109L110 128H108L109 130H107V128H106V130L109 131V132H107V131H103L102 132L103 128L100 127L101 124L99 123ZM208 121L209 120H204V121L198 123V126L199 127H203L204 125L206 126L208 124ZM109 122H108V124H107V122H104V121L102 123H105L107 125L106 127H108L109 125H112L111 130L113 132L114 129H116L115 128L116 126L113 127V123L110 124ZM219 122L221 123L222 121H218L216 123H219ZM99 124H100V126H99ZM29 125H26V126L23 127V129H25L27 131V134H30L31 133L30 130L34 129V127H35V124H33L32 127H30V128L27 127ZM103 125L104 124H102V126ZM97 127L99 129L101 128L102 130L100 129L101 130L100 131ZM103 127L105 128V125ZM96 128H97V130H96ZM146 128H147V125L145 126V129ZM142 129H144V128H142ZM95 130L96 131L99 130L100 132H102L100 134V137H98L99 135L96 132H94V133L97 134L98 136L95 135L96 137H93L94 133L92 134L93 135L92 136L93 140H95L94 138H96V139L99 138L98 140H96L97 142H95V143H100V147H98L99 144L95 145L94 143H92L93 140L90 141L92 139V137L89 136L90 135L89 133H92ZM235 130H236V128H235ZM100 132H98V133H100ZM113 133L115 134V132H113ZM104 134L102 136H104ZM190 135H193V134L190 133L187 136H189L191 138L192 136H190ZM227 135H228V133H227ZM111 136H113V134ZM111 136L108 138L109 140L111 139ZM152 137H148V139L150 138V141H151ZM231 137H232V135H231ZM81 138H83V137H81ZM108 139L106 138L107 141H109ZM46 140H47V138H46ZM102 140H105V139H102ZM102 140H100V141H102ZM121 140H120V142H122V143L119 142L118 145H120V144L123 145V139H121ZM154 141H152V142H154ZM16 142L19 144V146L16 143H14L13 146H15V147H13V148H16L15 150H18V147L25 146V144L27 143V137L24 136L23 138H17ZM82 142H83V139H82ZM104 142L106 143V141H104ZM105 143L102 145L103 148L107 147V145ZM15 144L17 145V147H16ZM107 144H109V143H107ZM201 144L202 143H198V142H195V143L192 144L193 148H194V151H193L194 153H193V157L192 158H193V162L196 163V164L194 163L195 164L194 167H193L194 164H192L193 162L190 161V160H192L190 158V156L192 154L189 155V158L186 155L187 156L186 159L187 160L190 159L188 161H190L191 164H192V165H190L189 162L186 161L189 164L188 167L186 166L187 164L184 162L186 156L184 158H182V160L184 159V161H180L181 163L180 162L176 163V161H175V162H173L174 164H170L173 169L174 168L175 169L176 168H178V169L180 168V170H181L184 167L183 170L186 173L183 170L180 171L178 169H176L177 170L176 172H175V169H174V172L172 173V171H171L172 169L170 168L171 170H169V167H167L168 170L170 171V172H168V170L166 169V166H168V165H167L166 161L164 160V163H166V164H164V165L160 164L161 165L160 166L161 167L160 170H162V167L166 165L165 167H163V169L167 170V172L162 170V171L165 172V174L167 173L166 175L164 173H163L164 175L161 174L162 172L160 170H158V171L156 170L157 172L156 171L154 172L155 168L147 163V168H146V170H143L142 173H144V174H142V177H144V175H146L148 173H153L154 172L153 177L152 176H148V177H152L153 182L155 184H157V186H159V188H161V189L158 188L159 191H160V193H159L160 195H162V193L164 191H166L165 188H167L165 186L163 188L162 185L170 184V186H171L174 183V177L179 175V174H181V173L187 174L189 172H196V176L195 177H198L200 180L206 179L207 178V174H205L203 171L205 169H207L209 166L211 167L212 165H214V164H212V163H214V161H215V164H216L217 163L216 161L220 160L223 157L224 154L220 155L218 153H215L212 156L206 157V161L204 162V160H203L204 157H203V159L201 158V151H202ZM149 145H154V144L149 143ZM60 146H61V148L59 149V151L58 150L54 151L55 150L54 146L52 148V149H54L53 151H51L49 149L41 148V147L38 148L37 150L34 149L35 151H32V152H35V153L31 152V154L37 155V158L39 160V163H37V165H35L34 167H32L33 165L30 166V164H35V163L29 162V156L23 157V160L19 163L20 164L19 167H24V168H27V169L31 167L30 169H28V170H30L28 174L25 173V175H22L20 177H16L14 175V173L10 172V171H8V173L2 174V175L0 173V179L5 180L6 184L8 185L7 190H6V194H4V195H7L6 199H8V197H10L9 195H11V194H13L15 196V197L13 196V198H16V200L14 202H13L12 195L9 198L10 199L9 201H11V199H12L11 204H9V205H11L10 209H9V205L7 203L6 204L8 205V207H7V205H5V203H4V205H3V203L1 204V205H3V208L0 207V210L3 209V211H4V208L6 210L8 209V211L5 210L6 212H3L1 210L2 213H0V264H19L17 262L18 260L26 261V259H28L29 257H32V258H30V260L32 259V261H33L35 256H32V253H31L32 251L30 249L32 247L36 246V245L40 249L39 254L46 253V252H49V253L53 252L54 255L66 254L67 257H68L67 264H140V263H138V261L141 262V263L143 261H145V260H143L144 259L143 257H145L146 259L150 258L148 261H146V264H169V262H170V264H177V263H173V261H176V260H180L181 261L180 264H195L196 262L193 263V261H197V260L200 261V263L203 261V264H208L209 263V261L207 260L208 258L205 259L206 253L214 254V253H217L216 250L218 251L217 256L220 253V255L218 257L217 256L215 257L214 255H211V254H208L207 256L210 257V255H211V258H212V256L215 257L214 260L217 259L219 261L218 263H221V264H232L233 262L229 263V261H231V260L232 261L234 260V264H239L240 262L239 263L238 262L235 263V261L241 260V262H242V258H241L242 256L241 255H243V259L244 260H247L249 262V263H247V262L244 261L247 264H257L256 262L259 263L258 260H261L260 258H261V256H263L262 255L263 254L262 251L260 253L258 252V253L253 255L254 257H257L258 259L254 258L252 255H251L252 258L255 259V260L250 259L251 256H249L248 259H247L246 258L247 256L245 257L244 254L241 253L242 247L239 244H237L236 242L230 240V241L226 242L227 245H224V244H226L225 242L223 243V242L219 241L220 244L223 243V245H224L223 246L222 244L220 245V244H218L217 241H215V240H218V239H216L217 237L216 238L214 237L217 234L215 231L219 230V232H221L220 230L222 229L223 231H225L224 233L229 232V231H231V233H233L236 229H234V227H233V225L231 223L226 224V225H223V224L221 225V224H218V223H216L214 225L212 224L214 222V220L217 219V216H218V212L217 211H212L213 212L212 213L213 214L212 218H210V215H208L211 212L210 211L208 213V211L211 209L209 206L210 205L212 206V204H209V205H206V206H205V204H208V203L203 204L205 208L206 207L210 208V209H207V210H205V208H204L203 211H202V212L205 211L204 213H206V211H207L208 214L207 213L206 214H207L209 220L205 219L204 222H203L202 220L206 216L202 217V215H201L200 219H202V218L203 219L199 221L200 224H199V222H197L198 224H196L195 226L194 225H188L187 226V224H192V220H190L191 223H189V220H187V217H188V219H191V217H192V219L195 218L194 214L196 213V210H198L200 208L202 210V206H201L202 204L201 205L199 204V206H201V207L195 206V208L197 207L198 209H195V208L193 209V208L188 207L187 200L189 198L185 197L184 198L185 201L183 202V200H181L182 198H180L182 196V192L180 191L181 189H178L177 187L176 188L180 192L178 193V191L176 190V193L178 195L181 193L179 196H177L176 193H175L176 195L173 193V196L171 194V196H172V198H171V196L170 197L166 196L168 194L164 193L162 195V198L164 197V200H166L167 202L166 201H164V202L162 201L161 204L158 203L161 200V199L158 200L159 197H158V199H156V201L158 200V202L155 201L156 202L155 205H157V203L160 204V207L158 205V208H160V211H157L158 213H155L156 216L153 215L155 217L154 221H155V223H156V225H157V227L159 229H160V226H158V224L160 222H162V219L165 216H167L165 214H169L168 217L170 219H168V217H167V219L165 218L163 220V221L169 220L170 223L167 221L168 223H166V224H168L169 225V229L172 230V232H171L168 229L169 230V234H168L169 235V240H168V242H167V239H168L167 234H165L167 236L166 240L157 239V238H160V237H158L160 234L157 235L156 233L162 232L163 235H161V237H163V236L165 237L164 232H166L167 230L161 228V230H163V231H160L156 227H154V229L157 230V232H155V233L153 232L154 234L151 233L153 237L150 238V236H151L150 232L145 231L146 232V234H145L142 231L145 234L144 235L145 237L147 236V232H148V236L147 237H149V238L143 237L142 239H144V240L143 241L142 240L139 241L137 239L141 238L143 235H141V234H138L139 236L136 235L138 238H136L134 236V233L132 235V232H134V230L138 231V229H135V228L138 227V226H135V224L138 225L137 223H140L139 225H143L144 226L146 223L149 224L148 222L151 223V221H148V220H153V219H150L149 216H147V214L149 213L150 209L146 210L147 213L144 211V214L148 217V220L147 219L146 220L143 219L142 216H144V215H142V213H141L140 206H142L144 203H146L147 199L151 200L152 197L154 199L156 195L154 196L153 195L154 193L149 192L152 189H149V188L148 189H144L143 192L145 190L148 191V197L150 196L149 193L152 194V197L150 196L149 198H145L144 194H146L147 192L145 191L146 193L144 192L143 195H141V193H140L141 190H139V189H142V187L141 188L138 187L139 192L137 190L136 193L140 194L141 197H143L142 199H146V200H142L143 204L141 203L142 204L141 205L139 203L140 206L139 205L136 206L135 205L136 203L135 204L133 203L136 206L135 207L131 203H132L133 199H135L134 196L137 197L136 199L139 201L138 198H140V195L136 196L138 194H135L133 196V199L131 198L132 195L130 196V198H128L126 196L124 198L130 199L131 202L129 200L130 203H128V204H130L132 206L125 205V207H126L125 210H123V209L121 210V207L124 208V204L123 203H125V202L127 203L128 201H126L127 199H124L122 197L124 199V200L123 199L122 200L125 201V202H123L122 200H121L122 202L121 201L119 202L121 197H118L120 199H117L115 197L116 193L118 191L124 189V190H122L120 192H122L123 195L125 194V195L129 196V194H127V192H129V191H132V193L135 192L134 191L135 188H133L131 190L127 189L130 186H132L133 184H130V186H128V187H127L128 184L126 185V187H127L126 191L127 192L125 191L124 186H122L123 188H121V189H120V186H119V189L118 188L114 189V190H112L111 194H108V193H106V189H104V187H103L105 184L103 185L101 183L102 181H100V180H94L91 183H88L89 185H85V184H87L84 181L85 179L83 180L84 185L82 184V181H80L82 187L84 186V188H81L80 191H82V189H86L85 191L86 192L88 191V194L86 192L82 191L86 195H80V196L76 195V196H78V199L75 202H76V206H77L76 209H77L79 215H81V218L84 219L83 221H85L84 222L85 223V226H84L85 230H84V233L82 234V236H80V239H79L78 243L77 244H71L69 239L66 240V237L64 235L65 233L62 232L63 231L62 221H61L62 219L61 218H56L57 216H54L55 214H53V215L51 214L53 210L51 209L52 211H49L50 208L49 209L46 208V207H51V206H49V204H51L52 206L55 204L54 205L55 207L53 206L54 209H56V207H58L60 205L61 202L59 203V205H56L57 201H54V200H58V199H54L55 198L54 196H56L55 193L61 187H65V189L63 191V194H62V202H67L68 199H70L73 196V189L71 187H73V186L75 187L76 182H74V181L79 182V180H74L73 181L72 177H70V179H72V181L74 182V184H73V182L68 178V176H69L68 173H70V172L67 173V171H69L70 165H68V163L64 160L63 155H62L63 150L68 146V144L65 142V143H62V145L60 144ZM51 147H52V145H51ZM55 147L57 148V146H55ZM169 147L171 148L172 146L170 145ZM23 148L24 147H22V149ZM77 148L81 149L82 147L78 146ZM88 148H90L89 149L90 151L86 150ZM103 148H101V150H103ZM107 148H108V151L111 152V150H109V147H107ZM29 150H31V149H29ZM105 150H107V149H105ZM105 150H104L105 153L103 151H100L101 153L96 155V156L107 154L106 156L109 155L108 157L110 158V153L105 151ZM127 150H130V148L127 145H125V146L123 145L119 150L114 151L112 153V155H114V154L117 155L119 153H124V152H127ZM248 150H244L243 149V152H242V151H237L235 148H232V147L228 148V152L229 153L227 155H231L232 154V156H234L235 159H233L234 163L232 165H228L227 169L222 172V175H221V178H220L222 180V183H226L227 181H229L231 179V177L233 178L234 174H236V173L232 174V170H233V167H234L235 164H238V163L240 164V163L246 162V161H247V164L251 163L250 160H251L252 153L250 151H248ZM26 151L21 150L22 154L24 153V156H25V153H29V152H26ZM174 151H176V150L174 149ZM18 152H19V150H18ZM95 152H97V150ZM143 153H145V152L143 151ZM160 153H161V151H160ZM22 154H20V155H22ZM87 154H88L89 157H91V156L93 157L92 161H95L96 164L94 162H92L93 164L90 162L91 160L87 156ZM129 154H131V153H129ZM135 154H137V152ZM138 154H140V153H138ZM94 155H95V153H94ZM116 155H115V157H116ZM131 155H133V154H131ZM218 155H220V156L218 157ZM262 155H263V157H261V159H258L257 162L255 161V163L252 164L254 166V168H256L257 170H260V169L264 170V154H262ZM161 156H159V157L161 158ZM133 157H131V158H133ZM138 157L140 159H142V157H140L139 155H138ZM153 157H155V156H153ZM195 157H196V160L194 161ZM101 158L108 159L107 157L105 158L103 156ZM119 159H121V158H119ZM200 159H202V160L200 161ZM88 160H89L90 163L88 162ZM136 160H137V158H136ZM118 161H120V160H118ZM125 161L123 159L122 162H125ZM171 161H172V158H171ZM11 162H13V163H11ZM35 162H37V161H35ZM86 162H87V164H89V167L86 166V164H85ZM65 163H67V165L69 166V167L67 166V168H68L67 171H66V169L65 170L62 169L64 167ZM183 163H184V165L181 166V164H183ZM119 164H123V163H119ZM83 165H85V166H83ZM90 165H94L95 167L92 168V169H87V167L91 168ZM124 165H126V164H124ZM139 165H140V167H142L140 163H139ZM139 165H138V167H139ZM121 166H123V165H121ZM143 166H144V164H143ZM190 166H192V167L190 168ZM196 166H197V168H195ZM99 167L103 168V169H100ZM107 167H106V169H107ZM110 167H111V165H110ZM125 167H127V166H125ZM140 167H139V169H140ZM44 168L46 170L48 169L49 171H44ZM113 168L114 167L112 166V170H113ZM137 168H136V170L138 171ZM258 168H260V169H258ZM35 169H38L39 170L38 172H40V173L42 171V173L41 174L37 173L36 175L34 174V176H32L33 170H35ZM114 169H117V168H114ZM123 169H124V167H123ZM133 169H135V167ZM195 169H196V171H194ZM11 170H14V169H11ZM62 170H64L67 174L65 172L63 173ZM70 170H72V168H70ZM107 170H108V172H106V170H105V171H103V174H99L100 172L98 173L96 171L97 174H99V175H97L96 172H92L91 171V173L92 174L95 173L94 175H96L95 177H96V179H98L99 177H97V176H100V175L104 176L105 175L104 173H110L109 169H107ZM123 171H125V170H123ZM112 172L116 173V171H112ZM128 172H129V170H128ZM237 173H240V172H237ZM92 174L90 175V173H89V176L86 177V178L88 179L90 176L92 178V176H94ZM71 175L72 174H70V176ZM146 177H147V175H146ZM262 177H260V178H262ZM91 178H89V179L91 180ZM252 178H257L258 179L259 177L255 176V177H252ZM34 179H36L37 181L35 180L36 182H34V184L31 185L32 182L34 181ZM103 179L104 178L102 177L101 180H103ZM106 179H109V178H106ZM68 181L72 182L70 184L71 185L73 184V186H71L70 184H69L70 185L69 186L68 185ZM106 181H108V180H106ZM252 181H255V180H252ZM263 181H264V179H263ZM125 182L128 183L127 181H124V183ZM248 182H250V181H248ZM256 183H258V181ZM260 183H262V182H260ZM78 184H77V186H78ZM107 184L109 186V183L106 182V185H105L106 187H108ZM111 184L112 183H110V185ZM250 185H253V184L251 183ZM212 187H214V186H212ZM162 188L164 189V191L162 190ZM116 190H118V191H116ZM7 191L9 192L8 194H7ZM161 191H163V192L161 193ZM76 192H75V194H76ZM153 192H155V191H153ZM169 192L171 193L172 191H169ZM169 192L167 191L166 193H169ZM79 193H77V194H79ZM244 193H245V191H244ZM156 194L158 195V193H156ZM4 195H2V196H4ZM32 195H34L36 198L35 199L33 198L32 200H30L29 197H31ZM164 195L166 196V198H168V197L169 198L166 199ZM3 198L4 197H2V199ZM156 198H157V196H156ZM6 199H4V202L7 201ZM103 199H105V200H103ZM153 199L151 201H154ZM28 200H30V201H28ZM95 200H101V201H99L101 203L99 205H96L94 203ZM137 200L135 202H137V204H138ZM150 200H148L147 203H149ZM142 201H139V202H142ZM151 201H150V206L155 203V202H153V204H152ZM120 203H122V204H120ZM261 204L263 205V203H260V205ZM147 205H149V204L143 205V207H141V209L142 208L147 209V207L145 208V206H147ZM155 205H154V207L153 206H151V207H153V209L157 208V206L155 207ZM4 206H6L7 208L4 207ZM127 206H129L130 208L128 209ZM150 206H148V208ZM61 207H63V206H61ZM110 207H112L111 209H115V210L120 207V210L124 211L123 213L126 212V209L129 212V210L132 209L131 207H135L133 209L135 211H139L141 213V214L139 213L138 215H140V217H142L141 218L142 221H141L140 218H139L140 220L139 219L137 220V218L139 217V216H137V218H136V215H137L136 213L137 212L133 213L134 211H131L130 214H128V212H126L125 216L121 212V214H119V215H122V217L124 216L123 218L121 217V219H126L127 221H128L129 218H125V217H127L126 214L129 215V217H130V215L132 213L134 214L135 219H133L134 216H132L133 218L129 219L130 220V224L127 222V226H128V225L133 224L131 222L133 220H135V222L133 221L135 223V224H133V226H135V227H134L133 231L131 232V230H132L131 227L132 226L128 227V229L130 228L131 230H128L127 226L124 228L126 220H125V223H124V221L119 220L120 216L117 214L116 211L113 210L115 212L114 213L110 209V211H112V213L110 211H108L110 213L107 212V209L109 210ZM137 207L139 209H137ZM261 208L263 209L264 206H261ZM144 209H142V212H143ZM191 209H193V210H191ZM59 210L61 211V208L58 209V210H55V211L56 212L58 211V213H60ZM120 210H117V211H120ZM194 210H195V212H194ZM55 211H53V212H55ZM151 211H152V209H151ZM49 212H51V213H49ZM113 213L115 214V216L116 215L119 216L118 217L119 219L117 220V217H115V220H117L119 222V223L118 222H116V223H118L120 226L117 225L115 222H113L114 216H113V219H111L112 215H109V214H113ZM189 213H194V214H189ZM198 213L200 215L199 210H198ZM152 214H154V213H152ZM189 215H191V216H189ZM146 216H144V217H146ZM161 216H162V218H161ZM62 217H65V215L62 216ZM196 217H197V219H199L198 216H196ZM151 218H153V217H151ZM197 219L195 218L193 220L194 224L196 223ZM143 220H145L147 222L146 223L144 222V224H143ZM138 221H140V222H138ZM201 221H202V223H201ZM41 222H45V225H47V228L44 227V224H40ZM155 223H151V224H154V225H152V227L156 226ZM166 224L164 225L165 228L168 227V226H166ZM38 225L40 226V229L41 228L43 230L47 229L45 232L42 230L44 233L40 230L41 234H43V235H42V237H39V238H37L39 235L35 234L36 228H37V231H39ZM41 225H43V227L45 229ZM116 225L119 226V228L122 225L123 228H121L119 230L118 228H116L117 227ZM146 225H145V228H148V227H146ZM143 226H141V227L139 226V227L145 229ZM148 226H150V225H148ZM162 226L163 225H161V227ZM192 226H194V228L189 229V227L191 228ZM207 228L209 229V232H210V235H208V236L206 235L207 233H209ZM211 228H212V231H213V229H215V230L212 232L210 230ZM151 229H147V230L152 232L153 228H151ZM136 231H135V233H137ZM204 231L207 232V233H205V236H206L205 239H204V236L203 237H201L202 235L200 236V233L204 235ZM142 232L138 231V233H142ZM170 232L172 234L175 233V235L173 236L172 234H170ZM197 232L199 233V236H198ZM214 232H215V234H214ZM193 234L195 236L199 237V238L200 237L203 238L204 243L200 239L199 240L196 239L197 242L200 241L199 244L197 242H195V241L193 242V240H195V236H192ZM211 234L214 235L213 238H211ZM130 235L133 236V239H132V236H130ZM170 235H172L173 238L176 236L175 239L173 240V238H172V240H171ZM186 235H188V238H190V241H192V242L189 241L192 245H189V246L187 245L188 244V242H187L188 239H187ZM35 236H37V237H35ZM107 236L108 237L110 236L114 240L112 244L110 243V247L109 248H107V243H106V240L108 239ZM155 236H157V238ZM154 237L156 239H154ZM105 238H107V239H105ZM129 238H130V242H133L132 240L139 241L138 244H137V242H133V243H136L135 244L136 247L138 246V248H136V249L137 250L139 249L141 251V252H139V256L140 255H142V256H140V258L138 257L139 260L136 258L137 255L135 257L133 256L135 254L134 253L135 251L131 250V248L133 249L135 245L133 243H131L132 245L129 244L130 243L129 242ZM152 238H153V240L151 241ZM214 238H215V240H214ZM145 239H147V240L150 239V241L148 242ZM183 239L187 240L186 241L187 243L185 242L186 243L185 245H187V247L184 245V240ZM191 239H193V240H191ZM108 240L110 242V239H108ZM36 241H38V242L36 243ZM169 241H170L171 245L168 244ZM151 242H153V243L150 244ZM215 242H217V243H215ZM205 243L208 245L207 249H209V247H210V249H212L211 247L215 248L216 247L215 245H219L221 247L223 246V249L221 248V250H219L220 247L218 246L219 247L218 249L217 248L214 249L215 252L209 251L210 249L209 250H207V249L204 250L203 248L206 247ZM60 244L62 246H60ZM201 244H203V245H201ZM209 244H211V245L209 246ZM131 246H133V247H131ZM169 248H172V249H169ZM174 248H176V253L174 254L175 255L174 258L172 257L173 258L172 261H171V258L168 259L170 261L167 260V257H166L167 255L165 256L166 257V260H165L163 254H165L167 252V250H170L172 252V250ZM187 248H189V251H188ZM185 250H187L188 252H186ZM206 250H207V252H206ZM131 251L134 254H131ZM219 251H221V252H219ZM136 252H138V251H136ZM184 253H187V254H184ZM183 255L187 256V259H186L187 261H185L186 257L183 256ZM237 258H240V259H237ZM256 259H257V261H256ZM250 260H252V261H250ZM214 262H213V264H218L217 262H215V263ZM244 262H242L241 264H245ZM178 263H179V261H178ZM54 264H57V263H54ZM196 264H199V262L196 263Z\"/></svg>",
	"mask_w": 264,
	"mask_h": 264
}]
</instances>
